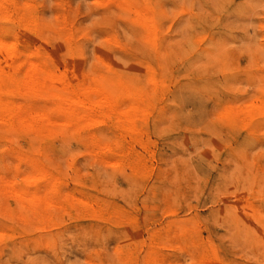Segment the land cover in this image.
<instances>
[{
  "label": "rangeland",
  "instance_id": "1",
  "mask_svg": "<svg viewBox=\"0 0 264 264\" xmlns=\"http://www.w3.org/2000/svg\"><path fill=\"white\" fill-rule=\"evenodd\" d=\"M0 264H264V0H0Z\"/></svg>",
  "mask_w": 264,
  "mask_h": 264
}]
</instances>
